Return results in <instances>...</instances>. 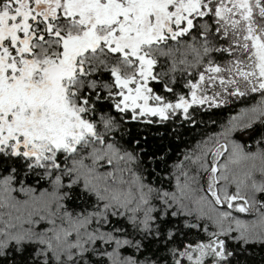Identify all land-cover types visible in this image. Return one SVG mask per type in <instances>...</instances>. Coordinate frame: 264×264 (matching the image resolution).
<instances>
[{
    "label": "snow or ice",
    "instance_id": "snow-or-ice-1",
    "mask_svg": "<svg viewBox=\"0 0 264 264\" xmlns=\"http://www.w3.org/2000/svg\"><path fill=\"white\" fill-rule=\"evenodd\" d=\"M0 264H264V0H0Z\"/></svg>",
    "mask_w": 264,
    "mask_h": 264
}]
</instances>
